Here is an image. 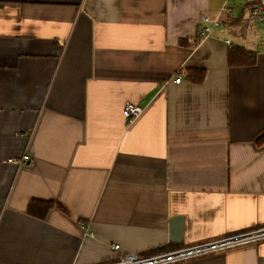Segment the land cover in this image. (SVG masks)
<instances>
[{"label": "crops", "instance_id": "0c3cea01", "mask_svg": "<svg viewBox=\"0 0 264 264\" xmlns=\"http://www.w3.org/2000/svg\"><path fill=\"white\" fill-rule=\"evenodd\" d=\"M225 4L0 0V264H95L264 225L262 27ZM201 13L219 26L192 47ZM226 39L254 63L228 66ZM126 101L143 104L129 123ZM176 264H264V240Z\"/></svg>", "mask_w": 264, "mask_h": 264}, {"label": "built area", "instance_id": "2783aa9c", "mask_svg": "<svg viewBox=\"0 0 264 264\" xmlns=\"http://www.w3.org/2000/svg\"><path fill=\"white\" fill-rule=\"evenodd\" d=\"M223 10L231 11V7L226 5L227 0H223ZM247 6L248 20L254 27H262L261 38L264 40V0H244ZM196 40L192 42L194 47L199 39L211 34L214 27L219 26L217 19L210 18L209 15L201 13L197 20ZM230 39L226 43L230 47ZM180 81V76L175 78V82ZM143 112V104L139 102L126 101L123 105L122 114L124 121L131 122L139 117ZM29 159L23 154L19 163H24ZM264 240V225L253 227L235 234L215 237L191 245H181L172 249L157 251L150 254L124 253L115 259L101 261L95 264H176L204 255L224 252L233 248L243 247L249 244ZM117 248V245H112Z\"/></svg>", "mask_w": 264, "mask_h": 264}, {"label": "trees", "instance_id": "16d2710c", "mask_svg": "<svg viewBox=\"0 0 264 264\" xmlns=\"http://www.w3.org/2000/svg\"><path fill=\"white\" fill-rule=\"evenodd\" d=\"M227 63L230 67L252 65L254 63V54L246 50L243 46H231L227 53ZM205 75L203 69H187L184 70V77L195 83H201ZM258 145L264 144V133L257 138ZM55 204L51 201L31 200L29 203V210L34 208L41 209V214H45Z\"/></svg>", "mask_w": 264, "mask_h": 264}, {"label": "water", "instance_id": "95a60500", "mask_svg": "<svg viewBox=\"0 0 264 264\" xmlns=\"http://www.w3.org/2000/svg\"><path fill=\"white\" fill-rule=\"evenodd\" d=\"M170 240L180 241L183 235V218L182 216H173L169 223Z\"/></svg>", "mask_w": 264, "mask_h": 264}, {"label": "rangeland", "instance_id": "374dc122", "mask_svg": "<svg viewBox=\"0 0 264 264\" xmlns=\"http://www.w3.org/2000/svg\"><path fill=\"white\" fill-rule=\"evenodd\" d=\"M259 28H261V27H259Z\"/></svg>", "mask_w": 264, "mask_h": 264}]
</instances>
